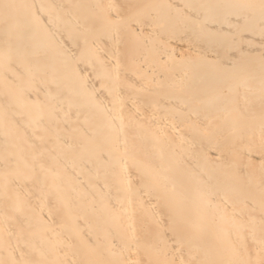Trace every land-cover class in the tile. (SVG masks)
Instances as JSON below:
<instances>
[{"label":"bare ground","instance_id":"1","mask_svg":"<svg viewBox=\"0 0 264 264\" xmlns=\"http://www.w3.org/2000/svg\"><path fill=\"white\" fill-rule=\"evenodd\" d=\"M0 264H264V0H0Z\"/></svg>","mask_w":264,"mask_h":264}]
</instances>
